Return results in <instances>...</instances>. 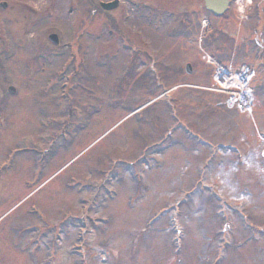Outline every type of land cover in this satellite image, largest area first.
<instances>
[{"label":"rangeland","instance_id":"374dc122","mask_svg":"<svg viewBox=\"0 0 264 264\" xmlns=\"http://www.w3.org/2000/svg\"><path fill=\"white\" fill-rule=\"evenodd\" d=\"M110 1L0 0L7 4L0 7V264H264V54L250 43L262 19L247 25L249 0H237L224 20L196 14L202 0H147L180 8L161 23L163 11L140 13L130 0L102 13L99 4ZM255 3L264 8V0ZM201 18L212 25L204 37ZM124 41L156 53V82L192 87L150 96L121 79L134 66ZM203 52L234 66L259 55L251 115L227 111L224 95L200 88L214 86ZM81 58L73 114L89 108L96 60L114 97L93 96L102 114L77 117L75 132L60 139L55 130L70 105L53 95L74 67L81 71ZM146 71L136 69L135 78ZM160 139L178 145L151 150L158 160L141 165L142 173L151 169L142 188L125 180L107 193L108 171L131 179L129 163ZM80 235L86 244L75 240Z\"/></svg>","mask_w":264,"mask_h":264},{"label":"flooded vegetation","instance_id":"af4514ba","mask_svg":"<svg viewBox=\"0 0 264 264\" xmlns=\"http://www.w3.org/2000/svg\"><path fill=\"white\" fill-rule=\"evenodd\" d=\"M253 2L255 3V0H250V6L251 7L253 5ZM251 7H249L247 9V10H249L248 11L249 12L248 18L246 19V22L248 23L247 25L250 26L252 24H256V23H258V21L260 22V19H262V22H261V24H259L253 30V35H252V38H251L250 42L253 43V47H255V49H257L260 52H263L264 53V13H263L264 12V8H261L259 10V8H257V5L255 7H252V8ZM163 9L164 10L171 9V3L169 2L168 4H165V8H163ZM197 10H198V15H199V12L202 13L203 10H205L204 1H203V4L202 5H198L197 6ZM252 10H253V12H252ZM140 49H141L140 45L134 47V49H133L134 50V53H135V57L134 58L138 61V64L142 63V59L144 60L143 63H146V60H148L149 63H152L151 61L154 60L155 57L151 54V52L149 53L148 51L147 52L146 51H141ZM140 54H141V56H140ZM256 61L257 60H255V62ZM260 64H262V63L260 62ZM96 66H98V67H96L98 69V71L95 70L96 72L94 73V75L96 77H93V76L91 77V75H90L91 83H90V80L88 81L90 88H89V92L86 94V98L87 99L90 98V99H88V100L91 101L90 103H92L93 96H95L94 99L97 98L101 102L104 99L109 98L108 97V92H107L108 90H107L106 86L104 85V83L102 82V79H100V76L101 75L99 73V71L101 69H104V74H103V77H104L108 73V71L98 61L96 62ZM86 74H87V76H89L88 73H86ZM71 76H73V79H72L73 83L70 84L69 91L71 93H70L69 96L70 97H73L74 98V101H76V95H77V92H78L77 90H78V87H79V85H78L79 82H77L78 81L77 76H79V73H78V70H77L76 67L73 68V70L71 72ZM145 77H146L145 79L149 80L148 86H149V89L151 90V87L150 86L152 85V83H154L155 79L152 77L151 72H149V74L146 75ZM134 83L135 82H132V84H134ZM112 88H113L114 93L117 94V88H116V86L115 85H112ZM128 88L129 89H132L133 88V85H131V83H129L128 84ZM57 91H58V89H57ZM57 96H58V94H57ZM87 111H90V112L93 111V107H91V104H90L89 108L87 109ZM71 124H72L71 119H69V125H67L65 123L63 125V128H66L67 129L70 126L71 127H74L75 126V125H71Z\"/></svg>","mask_w":264,"mask_h":264},{"label":"water","instance_id":"95a60500","mask_svg":"<svg viewBox=\"0 0 264 264\" xmlns=\"http://www.w3.org/2000/svg\"><path fill=\"white\" fill-rule=\"evenodd\" d=\"M205 6L208 11H211L213 14L219 16L222 15L228 8L229 0H204ZM117 4L112 5H104L103 7L106 10L113 9L116 7ZM5 7V6H4ZM50 40L55 44L58 45V37L56 35H52L50 37ZM190 72V68H189Z\"/></svg>","mask_w":264,"mask_h":264}]
</instances>
